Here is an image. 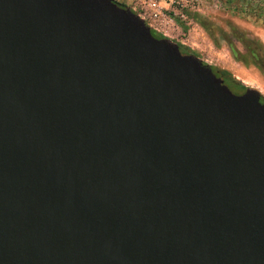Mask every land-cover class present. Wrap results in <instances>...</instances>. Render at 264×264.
<instances>
[{
  "label": "water",
  "instance_id": "95a60500",
  "mask_svg": "<svg viewBox=\"0 0 264 264\" xmlns=\"http://www.w3.org/2000/svg\"><path fill=\"white\" fill-rule=\"evenodd\" d=\"M0 264H264V101L114 0H0Z\"/></svg>",
  "mask_w": 264,
  "mask_h": 264
},
{
  "label": "rangeland",
  "instance_id": "374dc122",
  "mask_svg": "<svg viewBox=\"0 0 264 264\" xmlns=\"http://www.w3.org/2000/svg\"><path fill=\"white\" fill-rule=\"evenodd\" d=\"M135 10L140 18L158 34L188 48L204 63L229 72L244 87L256 89L264 98V73L254 64L246 49L238 44L240 57L235 56L226 42H217L195 22L191 14L198 12L213 19L229 32L228 23L243 30L260 45H253L257 61L264 62V24L251 18H240L221 11L215 0H114ZM227 22V23H226Z\"/></svg>",
  "mask_w": 264,
  "mask_h": 264
},
{
  "label": "trees",
  "instance_id": "16d2710c",
  "mask_svg": "<svg viewBox=\"0 0 264 264\" xmlns=\"http://www.w3.org/2000/svg\"><path fill=\"white\" fill-rule=\"evenodd\" d=\"M221 5V11L228 15L238 16L240 18H251L256 21H260L264 24V0H215ZM118 3V2H117ZM121 6L124 4L118 3ZM125 7V6H124ZM191 17L195 22L208 34L213 41L217 42L218 37L223 39L229 46L230 50L235 56L240 57V52L238 50V44H241L247 51L250 58L253 60L254 64L264 73V62L262 64L258 63L253 45H260L258 41L254 38L248 37L243 30L237 26L228 23L230 30L229 32L224 30V27L217 24L213 19L208 16H204L198 12L191 14ZM227 23V22H226ZM152 34L158 38H163L161 34L152 31ZM181 51L186 53H193L188 48L179 45ZM195 54V53H193ZM213 72L220 76L228 87L235 93H241L246 87L242 86L232 75L226 70L212 67ZM264 101V98H262Z\"/></svg>",
  "mask_w": 264,
  "mask_h": 264
},
{
  "label": "built area",
  "instance_id": "2783aa9c",
  "mask_svg": "<svg viewBox=\"0 0 264 264\" xmlns=\"http://www.w3.org/2000/svg\"><path fill=\"white\" fill-rule=\"evenodd\" d=\"M132 10V9H131ZM133 12H135L139 17L140 15L135 11V10H132ZM144 20V19H143ZM145 21V20H144ZM146 22V21H145ZM146 24L148 25V23L146 22ZM149 26V25H148ZM150 27V26H149ZM151 28V27H150ZM151 30L153 31V29L151 28ZM163 36V35H162ZM164 37V36H163Z\"/></svg>",
  "mask_w": 264,
  "mask_h": 264
}]
</instances>
